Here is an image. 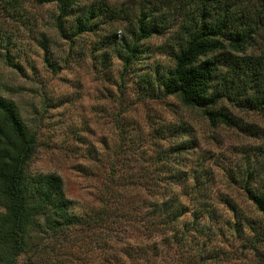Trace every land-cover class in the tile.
<instances>
[{
    "label": "trees",
    "instance_id": "16d2710c",
    "mask_svg": "<svg viewBox=\"0 0 264 264\" xmlns=\"http://www.w3.org/2000/svg\"><path fill=\"white\" fill-rule=\"evenodd\" d=\"M35 2L56 4L54 27L69 49L81 34L123 22L92 46L101 62L116 58L121 73L153 50L169 57L170 64L138 78L140 103L173 97L211 128L244 130L227 106L264 115V0H130L125 8L95 0L69 27L65 18L78 0ZM165 34L168 40L153 50L144 45ZM117 126L122 150L127 137ZM148 128L149 157L136 147L140 163L132 172L120 151L103 161L89 157L106 172L96 203L79 204L58 174L29 168L36 131L0 93V264H209L222 258L218 242L229 235L240 239V254L264 248V188L251 186L256 176L264 179V164L234 179L258 218L221 199L230 213L223 217L206 200L211 177L184 169V153L197 147L190 123L179 118Z\"/></svg>",
    "mask_w": 264,
    "mask_h": 264
},
{
    "label": "rangeland",
    "instance_id": "374dc122",
    "mask_svg": "<svg viewBox=\"0 0 264 264\" xmlns=\"http://www.w3.org/2000/svg\"><path fill=\"white\" fill-rule=\"evenodd\" d=\"M91 1L95 0H78L65 18L66 27L74 24L79 9ZM103 1L115 7L130 5V0ZM56 13L55 3L0 0V93L13 101L26 126L36 131L29 168L55 172L68 197L79 204H95V190L106 171L89 157L103 161L120 151L127 157V171L132 172L140 163L136 147L145 159L149 157L148 125L182 118L190 123L191 134L197 139V147L184 153L182 163L184 169L211 177L206 200L223 217L230 213L221 199L258 218L234 179L239 180L249 169L259 171L264 164V115L227 106L244 130L211 128L196 111L182 108L173 97L140 103L136 98L138 78L152 67L170 64L169 57L153 50L168 40L167 34L145 40L144 45L153 52L144 54L134 69L121 73L116 58L109 54L101 62V51L92 50V46L115 27L121 28L123 22H107L96 33L81 34L69 49L54 27ZM40 41L45 43L53 70L43 62ZM121 124L123 139L127 137L122 150L117 126ZM251 186L264 188V179L256 176ZM240 244L233 235L219 241L222 258L209 264H264L262 246L256 254L251 250L240 254Z\"/></svg>",
    "mask_w": 264,
    "mask_h": 264
}]
</instances>
